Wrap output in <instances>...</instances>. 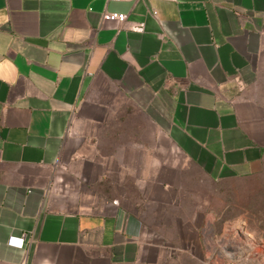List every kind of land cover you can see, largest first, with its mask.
Segmentation results:
<instances>
[{"label":"crops","instance_id":"1","mask_svg":"<svg viewBox=\"0 0 264 264\" xmlns=\"http://www.w3.org/2000/svg\"><path fill=\"white\" fill-rule=\"evenodd\" d=\"M181 162L264 175V0H0V264H178Z\"/></svg>","mask_w":264,"mask_h":264},{"label":"rangeland","instance_id":"2","mask_svg":"<svg viewBox=\"0 0 264 264\" xmlns=\"http://www.w3.org/2000/svg\"><path fill=\"white\" fill-rule=\"evenodd\" d=\"M181 163L185 175L178 182L183 185L172 191V195L179 205H187L178 216L182 213L181 217L195 223L197 241L186 239L189 227L170 223L174 219L163 216L161 209H152L162 219L160 223L153 222L156 218L153 215L147 218L151 220L148 224L151 231L179 237L173 241L177 251H169L173 260L178 264H264V175L210 179L197 173L191 165ZM93 178L82 176L80 182L98 190L103 197L123 200L124 185L127 189L133 188L132 175L124 183L122 180L110 182L106 176L101 180ZM126 197L137 203L136 192L128 191ZM162 242L172 243L171 240Z\"/></svg>","mask_w":264,"mask_h":264},{"label":"built area","instance_id":"3","mask_svg":"<svg viewBox=\"0 0 264 264\" xmlns=\"http://www.w3.org/2000/svg\"><path fill=\"white\" fill-rule=\"evenodd\" d=\"M102 18L109 21H117V22H124L126 15L124 13H118V12H104L102 14ZM134 29H141V25L134 27ZM17 245L19 247L24 246V239L23 237H20L18 239Z\"/></svg>","mask_w":264,"mask_h":264}]
</instances>
